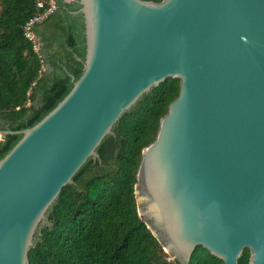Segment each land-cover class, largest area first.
Wrapping results in <instances>:
<instances>
[{"label": "water", "instance_id": "water-1", "mask_svg": "<svg viewBox=\"0 0 264 264\" xmlns=\"http://www.w3.org/2000/svg\"><path fill=\"white\" fill-rule=\"evenodd\" d=\"M82 71L0 159V264L27 255L53 203L120 115L166 79L177 97L140 152L138 219L175 264L196 247L264 264V0H74Z\"/></svg>", "mask_w": 264, "mask_h": 264}, {"label": "trees", "instance_id": "trees-1", "mask_svg": "<svg viewBox=\"0 0 264 264\" xmlns=\"http://www.w3.org/2000/svg\"><path fill=\"white\" fill-rule=\"evenodd\" d=\"M159 3L161 0H141ZM75 3L56 9L30 29L32 0H0V131L32 127L69 92V74L78 79L84 58L81 16ZM178 80L166 79L123 112L96 150L60 191L28 251V264H175L136 214L134 184L141 150L156 135L158 121L177 97ZM0 140V159L19 140ZM243 250L237 264H247ZM188 264H222L196 247Z\"/></svg>", "mask_w": 264, "mask_h": 264}, {"label": "built area", "instance_id": "built-area-1", "mask_svg": "<svg viewBox=\"0 0 264 264\" xmlns=\"http://www.w3.org/2000/svg\"><path fill=\"white\" fill-rule=\"evenodd\" d=\"M74 0H32L34 5L33 16L24 24L22 31L24 38L31 43L33 51L36 52V40L33 37L30 29L33 25L44 20L48 15L52 14L56 9V3L70 4Z\"/></svg>", "mask_w": 264, "mask_h": 264}]
</instances>
